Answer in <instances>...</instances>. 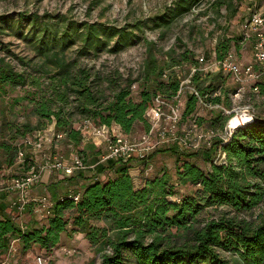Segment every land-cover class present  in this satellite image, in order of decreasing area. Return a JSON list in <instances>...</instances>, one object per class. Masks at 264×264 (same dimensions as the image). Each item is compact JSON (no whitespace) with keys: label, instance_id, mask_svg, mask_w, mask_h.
Masks as SVG:
<instances>
[{"label":"trees","instance_id":"trees-1","mask_svg":"<svg viewBox=\"0 0 264 264\" xmlns=\"http://www.w3.org/2000/svg\"><path fill=\"white\" fill-rule=\"evenodd\" d=\"M199 1L177 0L153 22V27L169 25L190 12ZM218 2L215 4H224ZM225 8L229 11L230 5ZM231 12L234 15L236 9ZM9 29L16 31L34 50V58L41 60L39 69L46 74L47 82L36 78L30 81L37 89L34 96L38 97L22 105V120L7 119L5 108H0V177L5 169L17 165L20 141L47 127L61 136L57 144L71 146L83 159L86 149L94 145L84 142L81 129L75 126L76 114L95 126L115 128L130 139L140 136L132 135L138 124L144 129L142 134L147 133L151 125L145 115L153 98L161 95L172 101L178 93L181 81L173 68L186 65L189 73L191 67H199V61L187 50L180 53L168 50L164 59H160L156 44L143 39L145 61L139 78L109 82L110 95H106L102 90H94L86 70L71 71L75 62L65 60L64 53L75 44L80 46L77 58L96 56L103 50L110 54L120 52L140 40L135 32L142 33L139 22L117 27L87 21L78 23L66 16L46 13L0 15V36ZM240 39L219 38L214 57L225 59L232 48H238ZM16 58L31 67L33 59L25 62L22 57ZM228 77L221 71L194 72L190 86L197 95L186 93L178 126L182 120L197 126L204 121L199 111L207 107L212 110L208 111L206 131L217 132L214 130L216 122L220 123V129H225L232 116L225 111L230 112L231 98L237 91L228 86ZM27 80L24 72H17L5 58H0V98L25 86ZM135 83L136 99L131 90ZM256 88L258 92L252 96L263 101L253 106L260 111L250 122L235 128L226 140L213 138L208 149L182 150L176 142H170L167 146L155 147L144 157L127 160H102L103 152L86 154L83 163L88 167L95 164L96 172L91 183L81 190L77 202L72 199L77 195L73 193L54 200L50 198L52 214L32 230H21L11 216L0 217V264L13 239L22 243L24 251L36 245L49 253L60 244L62 234L69 238L82 234L100 257V264H264V223L256 225L224 216L198 219L205 208L227 206L236 213H249L264 202V79ZM24 99L27 97L15 100V105ZM80 147H84L82 151L78 150ZM212 152L223 154L224 161L215 163ZM159 154L175 157L174 175L163 166L150 177L146 176L151 160ZM28 155L26 153L20 164L24 172L31 166ZM199 156L206 165L204 169L191 161ZM175 184L191 186L194 193L173 199L178 194Z\"/></svg>","mask_w":264,"mask_h":264},{"label":"rangeland","instance_id":"rangeland-1","mask_svg":"<svg viewBox=\"0 0 264 264\" xmlns=\"http://www.w3.org/2000/svg\"><path fill=\"white\" fill-rule=\"evenodd\" d=\"M176 1L177 0H0V15H13L17 17L19 13L23 12L28 14L35 12L40 15L46 13L66 16L78 23L87 21L89 23H104L117 27L130 26L135 22H139L142 33L135 32L140 36V40L133 43L131 47L120 52L110 54L106 50H103L98 52L96 56L91 54L77 58L76 52L80 46L75 44L64 53L65 60L75 62L71 71L76 73L79 69L86 70L89 74V82H93L94 90H102L106 95H110L109 82L118 83L119 79L123 81L129 77L131 79L139 78L138 76L145 61L146 47L143 43V39L152 40L154 44H156L157 56L160 59H164V54L168 50H175L176 53L187 50L191 52L194 57L204 56V59H207L209 70L213 73L216 71V68L214 65H210L213 59H215L214 48L217 43L216 41L221 37L241 38L238 48H232L230 52L231 55L242 65L253 61L252 48L255 37L244 24L245 21H248L254 14H261L264 16V0H200L190 12L179 16V18L172 21L169 25H163L160 26V28L153 27V22L167 12L169 8H172ZM216 1H223L224 4H215ZM227 5H230L231 10L228 8V11L225 8ZM232 9H236L234 15H231ZM6 32L7 34L0 36V58H5L6 61L14 66L17 72H24L26 80L27 76L29 79L25 86L18 87L16 90L9 91L2 95V98H0V108H5L4 113L7 115V119L10 120L16 117L17 121H19L23 119L24 115L23 109L21 108L22 105H27L29 104V100L38 97L36 95L34 96V92H36L37 89L31 86L30 81L36 78L39 82H47V79L46 74L39 69L41 60L34 58V50L29 47L24 39L16 35V31L9 29L6 30ZM16 57H22L25 62L26 60L33 59L30 64L31 67L24 66ZM188 69L189 67L186 65L173 68L175 75L180 81L189 77L190 72L187 73ZM227 83L229 87L238 88L230 76L228 77ZM183 87L184 93L187 91L188 86L183 84ZM131 90L136 99L138 96L137 83L132 85ZM183 93L182 95H184ZM252 94L255 93L252 92L249 86H246L239 96L231 98V110H229L232 111V116L230 122L241 119L243 115H246L245 118L247 117V121H249L251 116L253 118L255 113L260 111L254 108L253 104H259L263 99L252 96ZM21 97H27V100H20L18 104L15 105V100ZM205 109L207 111L202 109L198 113L199 117L204 119L203 122H198V125L194 126L190 121L182 120L176 134L180 136L185 131L192 130L194 132L191 134L190 138L194 139V134L206 132L209 126L208 118L210 116L208 115V111L212 110V108L205 107ZM262 115H264V108L262 110ZM81 118L80 114L75 115V126L83 121ZM34 121V118H31V122L34 123ZM166 121L165 118L161 121L160 125L162 128H168ZM216 123L218 125L214 130L219 134H223L224 128L220 129V123ZM227 124L228 123L225 125L227 126ZM49 129L50 127H47L46 130ZM143 132V127L138 124L135 133L132 135L139 136L142 135ZM47 137L48 141L52 140L49 134H47ZM87 141L93 143L94 148L86 149L85 154L82 155L83 159L81 158L83 162L86 160V154L92 155L97 152H103L104 154L105 149L102 143L98 140H91L88 138L85 139L84 142L87 143ZM151 142H158L156 134L153 135ZM192 142L194 141L192 140ZM166 144H170V142ZM50 145L52 144L50 143ZM209 146L210 145L204 144L200 146L199 149H208ZM83 148L80 147L78 150L82 151ZM54 149L66 160H69L72 156H78L74 148L72 149L71 146H67L63 143L58 144ZM47 151L48 150H46V152ZM211 156L214 157L215 163L223 162L225 158L223 154L219 152H212ZM35 161L40 162L38 156H36ZM191 161L199 168L201 167L204 169L206 167L201 156ZM163 166L168 168L171 174L174 175V168L176 166L175 157L170 154H159L151 160L148 166L149 171L145 173L146 176L150 177L156 170L161 169ZM175 189L178 191V194L172 198L176 200L184 198V196L192 195L195 190L191 186H180L178 184H175ZM219 216H224L223 218L229 219H242L246 222H252L258 225L264 223V202L252 209L249 213H236L227 206L205 208L198 219L199 221L206 219L210 220L217 219ZM56 248L60 250L58 254L56 252L54 253ZM56 248L49 253L40 249L38 250V256L43 259L42 264H62L64 261H66L67 264H100V257L93 251H91V256L88 257V259L85 257V259L82 253L76 254V249L70 248V251L75 250V252L72 253V255H68L65 252L68 250H62L60 244ZM27 259L29 258L27 257ZM24 264L33 263L32 260L29 259V261H26Z\"/></svg>","mask_w":264,"mask_h":264},{"label":"built area","instance_id":"built-area-1","mask_svg":"<svg viewBox=\"0 0 264 264\" xmlns=\"http://www.w3.org/2000/svg\"><path fill=\"white\" fill-rule=\"evenodd\" d=\"M244 25L255 37L252 48L253 61L242 65L238 63L230 53L225 59H213L210 65H214L216 68L214 72L221 71L229 75L232 81L238 86L232 98L239 96L246 86H249L254 93H257L258 90L256 85L264 79V16L261 14H254ZM196 59L199 61V67H197V69L194 67L190 68L189 77L183 81L181 80L179 90L177 91L178 93L172 101H167L161 95H156L153 98L152 104L145 115L148 123L151 125L147 133L137 138L130 139L115 128H109L103 125L98 127L89 119H84L78 124L84 136V141L88 138L91 140H98L103 144L105 152L101 156L102 160H117L118 158L127 160L134 156L144 157L155 147L166 145V143L169 142H176L182 149L191 148L197 150L201 143L210 145L212 139L216 136L226 140L235 128L241 126L229 128L230 119L227 122L228 124L223 134L220 135L212 131L199 132L194 134V139H192L194 142H192L190 131L185 132L182 136L176 134L181 113L184 109L185 94L188 92L197 95L194 88L190 86L192 74L197 70L203 73H212L207 66V60L204 59V56H197ZM183 84L188 86L187 91L184 93ZM182 93L184 95H182ZM215 108L219 107L215 106ZM231 112L232 111H225L228 116H231ZM164 118L165 121L167 120V129L162 128L160 125ZM47 134H49L52 139L50 140L51 142L48 141ZM154 134L157 136L158 142L156 143L151 142ZM59 139H61V136L56 135L53 128H50L49 130L36 133L35 136H27L20 141L19 145H21V148L16 158L17 165L23 163L25 155L28 153L31 166L21 176L10 177V179H4L2 182L0 181V194L7 192L8 194L15 195L9 206L10 211L13 213L12 218H15L17 215H22L25 208L30 204H34L36 214L41 219L47 218L52 214L51 209L53 203L49 196L43 195L35 198L33 194H31L33 187L40 182L41 175L44 172L58 171L65 176H69L74 172L84 171L89 168L78 156H72L69 160H66L62 155L57 153L54 148L58 146L56 141ZM50 143L52 145H50ZM46 150L48 151L46 152ZM36 156L39 157L40 162L35 161ZM72 199L74 202H77L79 200V195H74ZM20 229L26 228L20 227ZM16 242H18V239L10 241L6 254L2 257L1 264H9L11 259L17 254L18 248ZM65 252L68 255H72L75 250H68ZM34 259L35 264H42L43 262L40 256H36Z\"/></svg>","mask_w":264,"mask_h":264},{"label":"crops","instance_id":"crops-1","mask_svg":"<svg viewBox=\"0 0 264 264\" xmlns=\"http://www.w3.org/2000/svg\"><path fill=\"white\" fill-rule=\"evenodd\" d=\"M89 166L90 167L85 171L74 172L69 176H65L58 171L44 172L41 176L42 178L40 182L35 187H33L31 194H33L35 198L37 196L47 195L53 200L61 196L70 195L72 193L80 195L81 190L85 188L86 185L91 183L93 175L96 172L95 164ZM147 172L148 171H146V173ZM24 173L23 167L21 165H16L14 167L5 169L3 171L4 175L0 177V181L2 182L4 179H10V177L21 176ZM133 175H135V171ZM14 196V194H8L7 192L0 194L1 218L5 216L12 217L13 213L10 211L9 206ZM13 219L16 226L25 227L27 230L36 229L38 225L45 221L37 216L34 204L28 205L22 215H17L15 218L13 217ZM59 242L62 250H69L70 248L76 249V254L82 253L84 258L86 257L87 259L91 256V251H93L89 242L84 239L82 234H75L71 236V238L65 234H62ZM16 243L18 252L11 259L9 264H24L26 261H29V259L32 260L33 264H35L34 258L38 256V250L40 248H38L36 245H33L30 249L24 251L22 249V243L19 241ZM59 251L60 250L56 248L54 253L56 252L58 254ZM27 257L29 259H27ZM62 264H67V262L64 261Z\"/></svg>","mask_w":264,"mask_h":264},{"label":"bare ground","instance_id":"bare-ground-1","mask_svg":"<svg viewBox=\"0 0 264 264\" xmlns=\"http://www.w3.org/2000/svg\"><path fill=\"white\" fill-rule=\"evenodd\" d=\"M251 120H252V117L249 118V121H247V117L246 118L245 117H241V119H239V120H233V121H231L230 122V125H229L230 126L229 128L246 124L247 122H250Z\"/></svg>","mask_w":264,"mask_h":264}]
</instances>
